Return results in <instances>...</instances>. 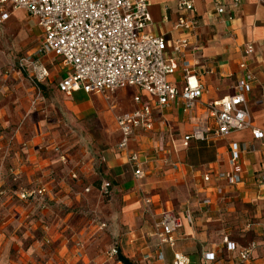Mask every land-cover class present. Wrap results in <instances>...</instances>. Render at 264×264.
<instances>
[{"label": "crops", "instance_id": "crops-1", "mask_svg": "<svg viewBox=\"0 0 264 264\" xmlns=\"http://www.w3.org/2000/svg\"><path fill=\"white\" fill-rule=\"evenodd\" d=\"M178 2L149 0L146 31L164 36L168 51L176 39L189 37L184 59L203 86L201 101L190 110L181 102L154 108L155 128L136 129L127 150L119 147L117 123L112 133L107 120L138 108L136 95L152 104L146 92L129 86L109 98L82 89L66 95L58 83L68 68L52 53L43 55L54 72L49 83L56 81L48 90L31 85L7 62L0 66V264H123L108 253L115 244L137 264H174L175 253L186 255L189 264H264V0H240L237 6L232 0H193L192 11L180 10ZM217 2L226 5L224 13L217 12ZM6 8L0 29L20 26L32 33L21 22L38 25L26 10ZM17 11L23 19L15 23ZM182 15L198 19L193 32L175 27ZM41 32L32 33L41 35L40 44ZM250 44L253 51L246 54ZM242 62L254 75L247 93L252 125L218 135L205 104L235 93ZM169 81L180 89L187 85L182 65ZM203 124L210 127L205 138L185 145L184 137ZM234 147L242 172L241 181L230 184ZM130 153L139 155L142 177L135 176ZM106 181L107 194L101 190ZM40 185L48 190L46 204L20 199L22 190ZM166 210L180 221L174 246H159L155 234ZM252 241L257 249L242 263L239 250Z\"/></svg>", "mask_w": 264, "mask_h": 264}, {"label": "built area", "instance_id": "built-area-1", "mask_svg": "<svg viewBox=\"0 0 264 264\" xmlns=\"http://www.w3.org/2000/svg\"><path fill=\"white\" fill-rule=\"evenodd\" d=\"M240 0H232L237 6ZM12 10L23 9L36 18L43 31V42L37 58L32 54L23 55L11 64V70L24 72L37 84L49 77L47 66L41 61V56L54 54L62 59L67 74L59 81L58 88L66 95H72L77 89L86 93H101L106 98L119 89L129 86L146 92L153 99L152 104H145L140 95L134 100L140 104L133 111L116 116V123L122 133L119 144L127 150L131 135L136 129L153 130L156 119L153 109L181 102L184 110L195 107L203 95V86L192 73L191 64L184 59V54L190 45L188 36L175 40L172 50L168 51V43L164 36L146 31L151 21L149 0H0V23L9 16L6 6ZM180 10L192 11L193 0H179ZM218 13H224L226 5L217 2ZM194 15H182L175 27L193 32L198 26ZM253 45L246 47L245 53H251ZM182 65L187 85L180 89L169 81V75L175 73ZM244 76L236 84L234 94L220 100L209 101L205 104L207 118L214 120L215 133L227 135L233 131L251 127V117L248 107L247 93L250 90L254 75L241 63ZM194 79V81H193ZM36 99L33 100L35 104ZM165 123V121H163ZM210 127L203 124L191 134L186 135L185 145L191 138L204 139ZM256 137H262L263 132L253 129ZM230 164L231 172L226 181L236 184L241 181L242 168L238 162L237 149H232ZM130 163L136 167L134 174L142 177L144 170L137 153H130ZM205 179H209L205 175ZM111 183H103L101 190L107 194ZM221 189H219V192ZM48 190L44 185L20 192V199L31 203L39 201L46 204ZM147 203L151 199H146ZM209 203L210 200H205ZM106 226L105 223L102 224ZM155 234L159 246L176 243L175 233L180 227L178 217L169 210L162 213L155 224ZM224 242L233 249L228 236ZM257 243L252 241L239 250L242 263L249 261ZM110 256L119 254L117 245L108 251ZM81 255V254H79ZM163 257V252L159 255ZM206 259H213V253H206ZM189 258L181 253L174 254V264H189Z\"/></svg>", "mask_w": 264, "mask_h": 264}, {"label": "rangeland", "instance_id": "rangeland-1", "mask_svg": "<svg viewBox=\"0 0 264 264\" xmlns=\"http://www.w3.org/2000/svg\"><path fill=\"white\" fill-rule=\"evenodd\" d=\"M22 12H16L13 16L15 23L18 21H22L23 16H22ZM29 20V19H28ZM21 23H28L31 27H32V33L34 35H39L42 34L40 27L36 24V22L34 20H30V21H24ZM32 33H30L29 30H26V28H22L20 26H11V28L8 27H4L0 29V66H2V69L5 68V63L8 66H11L12 63H14L15 60H17V58L23 56V55H28V54H32V56L34 57H38V54L35 53V50L37 48H39L41 46V35L39 36V38H37L36 36H32ZM36 48V49H35ZM45 56V55H44ZM41 56V61L46 65L45 62V57ZM5 61V62H4ZM47 66V65H46ZM49 72H50V76H52L54 74V72H51L50 67L47 66ZM57 68H59L57 66ZM55 71V70H53ZM56 72V71H55ZM26 74V73H25ZM26 77L28 78L29 82L31 83V85H37L38 84H44L47 87L50 88V86L52 84H55L56 81L54 83H49V78H47V80L45 81H37V84H35L28 76V74H26ZM27 86H31L29 83H27ZM117 92H119V90H117ZM115 92V93H117ZM127 98L131 96V94H126ZM108 101V100H107ZM116 114L110 115L108 120H107V131L109 132H114L111 131L110 129H112V127L115 125L116 123ZM94 128H96V126H94ZM97 129V128H96ZM114 246V245H113ZM116 258H118V254L115 255Z\"/></svg>", "mask_w": 264, "mask_h": 264}, {"label": "trees", "instance_id": "trees-1", "mask_svg": "<svg viewBox=\"0 0 264 264\" xmlns=\"http://www.w3.org/2000/svg\"><path fill=\"white\" fill-rule=\"evenodd\" d=\"M40 85V84H38ZM118 259L123 263V264H137L127 256H125L122 252H119L118 254Z\"/></svg>", "mask_w": 264, "mask_h": 264}]
</instances>
